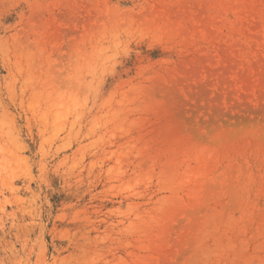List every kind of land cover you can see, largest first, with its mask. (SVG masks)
Masks as SVG:
<instances>
[{
    "label": "rangeland",
    "instance_id": "obj_1",
    "mask_svg": "<svg viewBox=\"0 0 264 264\" xmlns=\"http://www.w3.org/2000/svg\"><path fill=\"white\" fill-rule=\"evenodd\" d=\"M0 264H264V0H0Z\"/></svg>",
    "mask_w": 264,
    "mask_h": 264
},
{
    "label": "bare ground",
    "instance_id": "obj_2",
    "mask_svg": "<svg viewBox=\"0 0 264 264\" xmlns=\"http://www.w3.org/2000/svg\"><path fill=\"white\" fill-rule=\"evenodd\" d=\"M97 89L95 90L94 88H92L91 90L90 89H87V88H84V92L83 93H80L78 92L79 94H81L83 96V99L81 101V103L77 104V105H74L72 108H71V111L73 114H75L77 116L78 112L82 109H85L86 107V110L88 111V103H87V98H92L93 101L95 102V100L97 99ZM93 102V104H94Z\"/></svg>",
    "mask_w": 264,
    "mask_h": 264
}]
</instances>
